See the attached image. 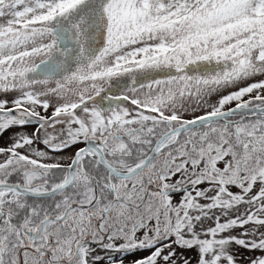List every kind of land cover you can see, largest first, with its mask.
Returning a JSON list of instances; mask_svg holds the SVG:
<instances>
[{
	"label": "snow or ice",
	"instance_id": "obj_1",
	"mask_svg": "<svg viewBox=\"0 0 264 264\" xmlns=\"http://www.w3.org/2000/svg\"><path fill=\"white\" fill-rule=\"evenodd\" d=\"M10 129L0 264H264V0H0Z\"/></svg>",
	"mask_w": 264,
	"mask_h": 264
},
{
	"label": "flooded vegetation",
	"instance_id": "obj_2",
	"mask_svg": "<svg viewBox=\"0 0 264 264\" xmlns=\"http://www.w3.org/2000/svg\"><path fill=\"white\" fill-rule=\"evenodd\" d=\"M32 129L29 128L28 131H31ZM17 131L16 129H10L8 132H5L3 136H0V145L5 144L8 142L11 133Z\"/></svg>",
	"mask_w": 264,
	"mask_h": 264
},
{
	"label": "rangeland",
	"instance_id": "obj_3",
	"mask_svg": "<svg viewBox=\"0 0 264 264\" xmlns=\"http://www.w3.org/2000/svg\"><path fill=\"white\" fill-rule=\"evenodd\" d=\"M247 255V253H245V256Z\"/></svg>",
	"mask_w": 264,
	"mask_h": 264
}]
</instances>
